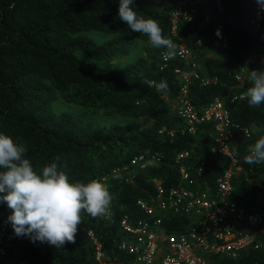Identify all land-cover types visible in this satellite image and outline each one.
Returning a JSON list of instances; mask_svg holds the SVG:
<instances>
[{"label":"trees","instance_id":"obj_1","mask_svg":"<svg viewBox=\"0 0 264 264\" xmlns=\"http://www.w3.org/2000/svg\"><path fill=\"white\" fill-rule=\"evenodd\" d=\"M119 2L0 0V133L25 146L24 158L37 173L56 162L70 182L97 179L108 188L114 197L108 217L81 213L107 263L127 261L117 249L120 219L127 215L134 223L142 217L136 201L151 198L153 180L165 189L178 184L177 153H188L182 164L196 177L200 190L212 194L216 179L235 168L231 157L211 151L216 145L211 123H201L190 133L169 111L168 100L177 97L181 79L175 69L188 70V64L178 58L163 62L164 48L151 46L146 35L132 32L119 19ZM258 6L257 0H133L131 5L138 15L155 19L165 37L193 51L200 78L189 84L191 103L203 107L223 97L229 112L230 152L239 149L234 159L240 167L230 181L233 201L245 216H260L261 222L250 225L244 218L228 217L237 232L253 234V239L235 257H209L220 264H264V163L248 165L243 160L258 139L257 129L264 130V104L250 107L243 95L250 86L247 70L264 69L261 8L260 26L253 25ZM91 31L109 37L98 42ZM207 44L220 47V55L207 56ZM138 47L143 53L122 66L106 64L130 56ZM145 80L165 81L168 89L157 92ZM58 100L74 108L57 111ZM99 116L140 120L135 126L101 124ZM155 153L160 161L145 169L131 164L134 155L149 158ZM123 166L125 171L112 172ZM258 178L261 181L254 182ZM8 215L7 206L0 203V264H98L82 224L75 243L55 248L14 235ZM183 225L169 224L174 229Z\"/></svg>","mask_w":264,"mask_h":264},{"label":"built area","instance_id":"obj_2","mask_svg":"<svg viewBox=\"0 0 264 264\" xmlns=\"http://www.w3.org/2000/svg\"><path fill=\"white\" fill-rule=\"evenodd\" d=\"M259 10L260 6L257 7L254 27L260 26ZM176 46L175 58L187 63L188 70L175 69L176 73H181L177 95L179 105L175 114L190 133H193L201 123H211L216 142L211 151L231 157L234 164L232 166L235 168L226 170L216 179L215 194H212L209 190H200L196 177L182 164V159L188 153L184 151L177 153L175 161L180 163L178 184L165 189L154 179L155 193L151 198L136 201L142 217L137 218L134 223H130L127 215L120 219L117 249L127 255L126 262L116 260L107 263L101 244L94 236L90 225L86 222L82 225V231L94 246V260L98 264H220L209 257L224 254L235 257L237 251L247 246L253 239V234L237 232L228 217L244 218L250 225L261 222L260 216L254 214L245 216L242 209L233 201L230 181L240 167L235 165L236 160L229 155L233 141L232 121L225 107L224 98L217 97L203 107H196L191 103L189 84L192 80L200 78L196 71V58L191 49ZM166 51L164 48L160 52V59L163 62L167 61L164 59ZM262 61L264 62V58ZM202 81L206 82L205 79ZM158 161H160L158 153L152 154L149 158L144 154H138L132 157L131 164L139 169H145ZM126 168L123 166L112 172L120 173ZM177 222H183V228L176 226L175 230L169 226ZM261 229L264 230V225Z\"/></svg>","mask_w":264,"mask_h":264},{"label":"clouds","instance_id":"obj_3","mask_svg":"<svg viewBox=\"0 0 264 264\" xmlns=\"http://www.w3.org/2000/svg\"><path fill=\"white\" fill-rule=\"evenodd\" d=\"M257 3L264 10V0H257ZM132 4L133 0H120L119 19L126 22L132 32L146 35L151 46L167 49L165 60L174 59L177 46L173 40L163 35L155 19L138 15ZM216 35H220L219 30ZM247 79L250 86L243 95L249 106L264 104V69L247 70ZM144 84L155 87L157 92L168 89L165 81L145 80ZM257 133L258 139L243 157L248 165L264 163V130L258 128ZM25 151L23 144H17L8 135L0 133V203L9 210L7 221L14 235L61 248L66 243H75L82 212L92 218H104L110 214L114 197L102 182L97 179L70 182L56 162L47 164L37 173L30 160L24 158ZM229 155L235 158L239 149L233 148Z\"/></svg>","mask_w":264,"mask_h":264},{"label":"rangeland","instance_id":"obj_4","mask_svg":"<svg viewBox=\"0 0 264 264\" xmlns=\"http://www.w3.org/2000/svg\"><path fill=\"white\" fill-rule=\"evenodd\" d=\"M178 12L174 13L173 14V18H172V22H173V25L176 24V20L178 19ZM89 34H91L96 41L98 42H102L103 40L107 39L109 36L108 35H105L103 33H100V32H96V31H91V32H88ZM220 47L216 46V45H209L207 44L206 46V49H205V52H206V55L209 56V57H217L220 55ZM143 53V50L141 47H138L136 50H134L132 52V54L128 57H125L123 59H117V60H113L111 62H108L106 63L107 65L111 66V67H114V68H117V67H120L122 66L123 64H125L127 61H130L131 59L137 57L139 54H142ZM79 56L81 58H84V59H87V57L81 53H79ZM244 71L241 72V74H239V78L241 79L244 75ZM168 105H169V111L174 114L177 107H178V99L177 97L175 99H171V100H168ZM65 108H74V106L72 105H69L65 102H62L60 100L56 101L55 102V109L57 111H60V110H63ZM98 121L101 123V124H110V123H130L132 124L133 126L136 125V123L140 120L138 118H135V119H126V118H118V117H102V116H99L98 117ZM261 181V178H258V179H255L254 182H260ZM85 221L82 220V223H80L78 226H80L81 224L83 225ZM81 225V226H82Z\"/></svg>","mask_w":264,"mask_h":264}]
</instances>
